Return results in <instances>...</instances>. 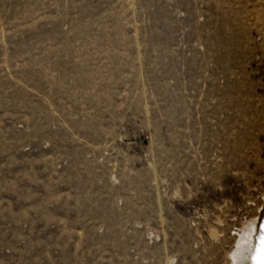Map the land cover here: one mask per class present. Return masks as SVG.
Here are the masks:
<instances>
[{"label": "rangeland", "instance_id": "rangeland-1", "mask_svg": "<svg viewBox=\"0 0 264 264\" xmlns=\"http://www.w3.org/2000/svg\"><path fill=\"white\" fill-rule=\"evenodd\" d=\"M264 220V0H0V264H233Z\"/></svg>", "mask_w": 264, "mask_h": 264}, {"label": "bare ground", "instance_id": "bare-ground-1", "mask_svg": "<svg viewBox=\"0 0 264 264\" xmlns=\"http://www.w3.org/2000/svg\"><path fill=\"white\" fill-rule=\"evenodd\" d=\"M264 233V220L260 228L251 223L239 236L236 249L233 252V264H253L251 254L259 244L260 236Z\"/></svg>", "mask_w": 264, "mask_h": 264}, {"label": "snow or ice", "instance_id": "snow-or-ice-1", "mask_svg": "<svg viewBox=\"0 0 264 264\" xmlns=\"http://www.w3.org/2000/svg\"><path fill=\"white\" fill-rule=\"evenodd\" d=\"M253 264H264V233L260 236L259 244L251 254Z\"/></svg>", "mask_w": 264, "mask_h": 264}]
</instances>
